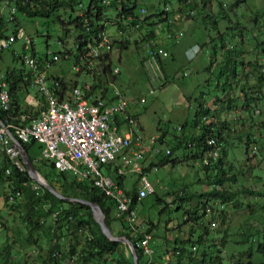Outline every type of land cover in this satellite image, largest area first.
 I'll list each match as a JSON object with an SVG mask.
<instances>
[{
    "label": "trees",
    "instance_id": "trees-1",
    "mask_svg": "<svg viewBox=\"0 0 264 264\" xmlns=\"http://www.w3.org/2000/svg\"><path fill=\"white\" fill-rule=\"evenodd\" d=\"M4 1L5 0H0V6ZM104 1L105 0H9L7 5L11 6L12 3H14L11 7V18L9 21L15 22L16 27L12 34L9 35L7 33L8 28L6 21L3 17H0V39L9 38L12 35L15 36L19 28L22 27L16 16L17 12L25 14L28 17L49 18L55 16L54 21L58 22L63 29L67 32L74 29L76 32L74 40L76 52L74 53L71 49L64 47V50L57 52V54L63 58H70V55H72L75 59V64L80 65V70H77V72L86 71L87 74L93 73V76L100 80L102 76L106 75V73L110 74L113 70L110 53H105L93 59L88 55L89 53L84 52L86 44L90 41L94 42L99 30L113 26L115 30H120L122 32V38L114 40L113 45L116 43L121 49H128L134 40L133 42L136 44L137 49H143L144 51L146 47L142 43H146V41L150 39H157V45L161 46L158 40V34L154 30L155 26L158 27L161 33L171 32V29L178 20L162 17L163 14L168 15L171 12L172 9L170 8H165L160 11L152 10L151 12V10L145 6L148 11L146 10L147 13L140 21L141 27L140 29H134L136 21H131L128 17L133 16L135 19L140 17L139 0H109L106 3ZM194 1L193 6L189 8L190 0H179L178 9L182 13L187 14L188 17L201 20L206 30L217 29L218 34L215 37H211L208 41L206 39L202 44L196 45L201 47V50L204 46H212L213 54L211 58V67L216 63L215 58L220 59L219 63L216 64L217 67H219L216 86L221 93L215 95L213 100L215 102L213 104L214 107L211 105L213 101L211 104L205 101L204 92L195 99L194 118L189 134H185V130L188 126V122H185V124L179 127L182 131L181 136H175V143L170 146L171 154L167 156L163 155L157 162L151 161L146 171L152 170V167L155 165L160 166L168 163L171 161L170 158L175 149L184 148L187 150L185 154L186 159L199 161V165H201V168L206 174V180H212L211 176L214 175L213 180L209 182V184L214 185L213 189L207 192H201L197 195V206L193 209L185 210V222L196 223L200 216L204 217L210 213L213 219L217 218L225 223L227 217L225 207L230 203H232L234 207H239L242 203L238 198L241 193L260 195V192L252 190L250 187H243L241 190L237 191L225 187V183L228 181L232 183L238 182L236 175L230 173V170L233 169L232 165L227 163L230 158L231 150H235L239 146H244L243 148L246 154L251 152L255 153L256 149L255 147L251 148V145L252 143H258L259 140L255 134L248 132L245 140L241 135L238 136V138H234V143L231 140L232 121L222 119L221 113L224 110H230L238 106V103H235L236 98H227L225 94L234 86L233 80L238 78L241 66L245 67L249 64L255 68L259 67L264 71V63L259 57L261 55L264 56V39L262 40V37H264V0L260 10H258L251 19H248L251 15V11H249V14L240 13L237 8L239 4L242 2L246 4L248 0H233L231 2L229 0ZM212 2H216L218 8L216 14L208 12V10L211 9ZM13 8H15L14 12L12 11ZM167 9L169 10L167 11ZM60 10L64 13H61ZM203 12H206V15H208L210 19H203L201 16L200 19H198L199 14H203ZM233 12L234 15H232ZM233 17L237 19L234 21ZM102 21H108L111 24H108L106 27ZM223 21L225 25H223ZM220 22H222L224 26L225 30L223 31H220L218 27ZM234 22H237L235 26H233ZM242 23H246V25ZM138 32H140V36L131 39L133 38L132 34ZM251 33H253V38L259 37V40L256 39V44L250 43L249 35ZM228 35H230V38L235 37L237 41L230 44L232 43L230 39L229 42H227ZM48 37H50L49 34L46 39L47 47L49 46ZM244 44L253 46V50L255 51L251 50L250 52H256L258 55L256 58L249 59L247 64L243 59V54L247 52L244 50ZM168 47L165 49L168 50ZM48 54L49 53L45 55L44 59L40 57L39 60L41 63L45 61ZM82 56L86 59V63L81 59ZM90 60L98 62L100 68L98 73L86 66L89 64ZM82 61L84 64L81 63ZM161 62L165 75L167 74V79L168 71L163 58ZM41 68H43V63L41 64ZM56 74H51L48 77L50 80L59 81L62 87L61 94L77 85L78 81L76 79L66 80L64 76H62L63 74ZM78 74L79 73H77V75ZM1 77L5 78L9 84L12 96V107L10 112L13 115H17L20 112L26 111L29 107L26 98L32 94L33 89L31 86L33 78L31 70L27 68L17 69L9 67L4 73H0V78ZM262 77H264L263 72H261L258 80H262ZM263 83L264 82L260 83V85H263ZM98 86H101V83L94 85L93 89L98 88ZM242 91H244L246 95L243 106L249 108V110H251L250 107L253 106V111L254 107L258 104L260 96L251 97L244 87ZM34 94L38 99H43L38 92ZM188 100L191 102V98H188ZM219 102L222 103L221 107H218L217 103ZM216 108L220 109L217 110ZM256 111L260 113V110ZM6 115V111L0 108V119L4 120ZM161 132V136L159 135L157 142L158 144H165L168 133L167 131ZM210 140L214 142L210 143ZM35 143V141L23 143L34 165L37 160L30 155V148ZM214 151L218 153L216 158L213 157ZM39 161L46 167L48 166L49 170L51 169L50 172L56 175L55 178H51V180L49 173L47 175L48 177L46 175L45 177L50 180L49 183L63 196L83 198L100 205L104 211L106 223L113 234L116 236H126L134 243L139 264H225V259H223L225 257L230 260L232 264H264V259L261 257L260 261L254 259V255L257 254L256 252L264 253V217L263 220L261 219L262 217L258 220L254 217V213H251L254 221L249 224L248 227L242 228V241L236 240L232 246L230 243H232L233 240L231 239V241H229L230 234L228 235L226 231L219 239H215L217 237L208 239L210 226L204 224L202 232L196 238V241H192V237L186 240L176 237L172 241L173 243H169V239L166 237L164 241L165 247L161 246V248H158L160 245L151 244L154 252L152 256H149L145 253L143 247L138 245V242L147 234L152 236V231L157 226L155 223L149 221L148 225L144 228L145 230H142L137 223L134 227L127 225L125 215H117L114 200L106 196L100 188L94 185L92 177L79 180L75 175L73 178H69L68 172L56 171L47 160L41 158ZM172 161L173 164L177 163L176 160ZM227 165H229V167H227ZM7 169H10L9 174L6 172ZM208 171L211 172V175ZM114 177L120 185L124 186V177ZM0 181L9 185L10 196H16V193L20 192V196H16L13 203L8 204L11 207H9V209L22 207L24 210L22 222L26 224L28 228V233L24 237L26 242L29 244H37L42 248L39 243L42 235L49 238L50 245L44 253L45 258L43 264H64L73 257H75V260L72 264H134L133 254L129 245L122 241L111 240L106 236L95 219L91 207L81 202L69 201L56 196L49 189L33 179L29 175L28 170L20 171L13 166L6 154L4 161L0 165ZM127 192L132 197L131 208L135 209L137 204L141 201V199L137 198V185H134L132 190H127ZM188 194L186 186L180 187L173 195L169 192L170 203L159 196H157V202L159 204L164 203L162 211L167 210L170 205L171 208H176L178 210L184 206L187 199L192 197L187 196ZM212 201L215 202L212 203ZM213 204H215L216 207ZM208 207L211 209V212L208 211ZM261 207L264 209L263 206ZM200 209L203 211L201 215L199 214ZM56 212H58L57 216L54 217V213ZM213 219H211L209 223H211ZM116 221L121 225L117 232L113 228V223ZM34 233H36L37 236H34ZM238 243L241 244L237 245ZM235 244L237 245L236 249ZM243 244L248 246L241 250L239 246ZM3 251H6L4 259L7 260L11 255L10 245H5V247L0 250V255ZM170 252H172L173 255H171ZM172 257L174 260L171 262L169 259H172Z\"/></svg>",
    "mask_w": 264,
    "mask_h": 264
},
{
    "label": "rangeland",
    "instance_id": "rangeland-1",
    "mask_svg": "<svg viewBox=\"0 0 264 264\" xmlns=\"http://www.w3.org/2000/svg\"><path fill=\"white\" fill-rule=\"evenodd\" d=\"M8 1L9 0H5L0 6V17L5 19L8 28L7 33L10 35L15 30L16 25L15 22L9 21L11 18V7L14 3L9 6L7 5ZM229 1L231 2L233 0ZM194 2V0H190L189 8L193 6ZM262 4L263 0H248L246 4L242 2L237 8L240 13L249 14V11H251V15L248 18L251 19L255 13L260 10ZM145 6L148 7L151 12L152 10L160 11L165 8H170L172 9L171 12L168 15L163 14L162 17L178 19L171 29V32L161 33L158 27H154L161 46L165 49L170 45L168 50L165 49L168 55L163 57L168 71L167 82L162 87L159 85L155 86V93H149L152 85L143 65V59L146 56L145 50L137 49L136 44L133 42L134 40L128 49H121L116 43L112 46L110 52L112 67L115 69V67L118 66L120 72L116 73L115 70H112L110 74L106 73L100 80L93 76V73L87 74L86 71L77 72L74 70L76 65L80 70V65L75 64V59L72 55H70V58H63L60 56V59L52 63L46 72L47 75L56 73L63 74L62 76H64L66 80L76 79L78 81L77 85L80 86H84L87 83L93 85L101 83L102 86H106L109 89L110 93H112L114 86L120 88L129 101V111L135 114L138 119V124H134L133 128L140 136L142 140L141 144L150 143L153 137L159 136L162 133L161 131H167L168 134L166 136L167 141L165 147H170L175 143L174 137L181 136L182 131L179 127L182 124L188 122L185 134H189L191 131L196 105L195 99L204 92V99L210 104L214 100L215 95L221 93L216 86L219 72V67H217L216 64L219 63L220 59L215 58L216 63L211 67V58L213 54L212 46H204L202 50L201 47H199L201 52L194 59H189L188 55V51L193 48L194 45L202 44L206 39L208 41L211 37H215L218 32L217 29L206 30L201 20H195L179 11V0H139V8L146 9ZM168 10L169 9H167V11ZM61 11L62 10H60V12ZM217 11L216 2H212L211 9L208 10V12L216 14ZM232 15H234V12ZM16 16L27 36L31 38L33 44L29 45L27 48L25 46L27 42L26 39H17L10 48L1 51L0 73H4L9 67L17 69L26 68L20 55L24 56L27 54L39 59L40 57L44 59L47 53L51 56L52 53L63 51L64 47L71 49L74 53L76 52V45L74 43L76 36L75 30L71 29L70 32H67L58 22L54 21L55 16L49 18L28 17L20 12H17ZM200 16L203 19H210L209 16L206 15V12L199 14L198 19H200ZM233 19L235 21L237 18L233 17ZM236 23L237 22H234L233 26H235ZM242 24L246 25V23ZM223 25H225V22ZM223 25L222 22L218 25L220 31L225 30ZM108 30L112 43L114 40L122 38V34L119 36L114 35L115 28L113 26H109ZM140 32L132 34L133 38L131 39L140 36ZM48 34L50 37H48L49 46L47 47L46 39ZM227 37V42H229V39L232 42L230 44L237 41L235 37L230 38V35ZM249 37L250 43L253 44H256V39L259 40V37L253 38V33H251ZM263 39L264 37H262V40ZM244 50L247 51L243 54V59L246 64L249 59L258 56L256 52H250L253 50V46L251 45L244 44ZM259 57L264 63V56L261 55ZM81 63L84 64L83 62ZM94 65L98 68H93L92 70L98 73L100 70L98 62H94ZM261 72L264 73L259 67L255 68L249 64L245 67L241 66L238 78L233 80L234 86L225 94L227 98H236L237 100L235 99V103L237 102L238 106L230 110H224L221 113L222 119L232 121L231 140L234 143V138H238V136L241 135L245 140L248 132L255 134L259 140L258 143H252L251 145V148L255 147V153L251 152L246 154L243 148L244 146H239L235 150H231L230 161L228 160L227 163L232 165L233 169L230 170V173L236 175L238 182L232 183L228 181L225 183V187L233 191L241 190L243 187H250L252 190L260 192V195L241 193L238 197L242 201L239 207H234L232 203L225 207L227 213L225 223L220 219H213L210 213L204 217L200 216L196 223H186L185 210L193 209L197 206V195L201 192H207L213 189L214 185L209 184V182L213 180L214 175L211 176L212 180H206V174L201 168V165H199V161L186 159L185 154L187 150L184 148L175 149L170 158L171 161L158 166L157 170L152 169L148 171V178L154 185L156 193L141 199L135 207L136 223L142 230H145L144 228L148 225L149 221L157 225L152 231V235L154 236L152 244L160 245L158 248H161V246L165 247L164 240L169 235H176V237L183 240L192 237V241H196V238L202 232L204 224L210 226L208 239H213L214 237H217L215 239H219L226 231L228 235L230 234L229 241H231V239L233 240L232 243H230L232 246L234 241H242V228L248 227L249 224L254 221V218H252L253 213L256 219L259 220L260 217H262L261 219L263 220L264 209H262L261 206L264 207V83L263 85H260V83L264 82V77H262V80H258ZM77 73L79 74L77 75ZM243 87L248 91L251 97L260 96L258 104L254 107L253 111V106L250 107L251 110L243 106L246 100L245 92L242 91ZM36 92V88L32 89V94ZM144 96L147 97V101L142 103L140 99ZM188 98H191V102H189ZM214 103L213 101L211 104L212 107H214ZM217 104L218 107L222 105L220 102ZM216 109L219 110L220 108ZM256 110H260V113ZM126 130V127H122L121 129L122 132ZM40 147L41 144L35 143L30 148V155L37 160L35 161L36 166H34L40 173L39 176L41 179H45V181L49 183L51 178H55L56 175L50 172L51 169L49 170L48 166L46 167L39 161V159H41ZM136 147H138V145L134 143L133 148ZM163 155L164 154H152L150 158L157 162ZM4 159L5 154L0 152V165ZM172 160H176L177 163L173 164ZM229 165H227V167H229ZM48 173L50 180L45 177ZM208 173L211 175L210 171H208ZM68 176L69 178H73L75 174L73 172H68ZM137 182V173L129 172L124 177V187L128 191L132 190L134 185H137ZM185 186L189 193L187 196H192L187 199V203L185 202L184 206L178 210L176 208H171L170 205L167 210L162 211L164 203L159 204L157 202V196L170 203L169 192L173 195L176 190ZM10 194L9 185L0 181V250L3 249L5 245H10L11 247V255L7 260L4 259L6 251H3L0 255V264H43L45 258L44 253L49 248L50 240L47 236L42 235L39 240L42 248L37 244H29L26 242L24 237L28 233V228L26 224L22 222L24 210L22 207L9 209L10 206L8 203H13V201L9 200ZM213 202L215 201H212V203ZM213 205L216 207L215 204ZM202 212V209H200L199 214L201 215ZM211 219L214 220H212V222H216V226H213L212 222L209 223ZM127 225H130V223L127 222ZM120 227L121 225L118 221L113 223V228L116 232ZM34 236H37V234L34 233ZM173 240L174 239H170L168 241L169 243H173ZM239 244L241 243L237 245ZM237 245L235 244V249ZM247 246L248 245L243 244L240 245L239 248L242 250L247 248ZM256 253L254 259L259 261L260 257L264 259V253ZM170 254L173 255L172 252H170ZM223 259H225V264H232L226 257ZM169 260L172 262L174 258L172 257V259Z\"/></svg>",
    "mask_w": 264,
    "mask_h": 264
},
{
    "label": "built area",
    "instance_id": "built-area-1",
    "mask_svg": "<svg viewBox=\"0 0 264 264\" xmlns=\"http://www.w3.org/2000/svg\"><path fill=\"white\" fill-rule=\"evenodd\" d=\"M12 11L14 12L15 8ZM146 13V9L141 8L138 19L133 16L128 17L129 20L136 21L134 29H140V21ZM102 23L106 27L111 24L108 21H102ZM108 29L99 30L94 42L90 41L86 44L84 52L89 53L88 55L93 59L111 52L113 43ZM121 33L120 30H114L115 36ZM17 39H26L27 48L32 45L31 38L21 27L15 36L0 39V51L9 48ZM157 42L156 39H150L142 43L146 47L143 65L152 85L150 94L155 93V86L162 87L167 81L161 59L168 53L158 46ZM198 51L200 50L197 45L195 55ZM21 59L25 67L32 72L31 86L33 89L36 88L43 99L40 100L35 94H30L26 98L28 109L13 115L10 112L12 96L9 84L5 78H0V108L7 113L4 120L0 119V151L8 156L13 166L20 171H25L27 167L17 141L22 144L32 141L41 144V158L51 163L58 172H73L79 180L92 177L94 185L114 200L117 215H125L127 222L134 227L137 218L135 209L131 208L132 197L114 176L125 177L129 172L137 173L138 199L155 193V187L146 171V160L152 154L166 156L171 154L170 147L158 144L159 136L153 137L150 143L141 144L142 140L133 128L134 124H138V119L129 111V101L120 88L114 86L110 93L109 89L102 84L93 89L94 85L87 83L84 87L76 85L61 94L62 87L59 81L50 80L46 72L52 62L60 59L59 54L52 53L51 56L48 54L42 62L43 68L39 58L25 54L21 56ZM81 59L86 63L83 56ZM94 62L90 60L86 66L96 69ZM78 68L76 65L74 70L77 71ZM113 70L116 73L120 72L118 66ZM146 101V96L141 97L140 102ZM122 127H126L127 130L122 132ZM134 143L138 145V148H133ZM217 156L218 153L214 151L213 157ZM152 169L157 170L158 166L155 165ZM6 172L9 174L10 169ZM16 196H20V192H17ZM16 196L11 195L10 201H14ZM208 211L211 212L209 207ZM57 213H54V217ZM212 225L216 226V222H212ZM151 240L152 236L147 234L138 242L149 256H152L154 252ZM74 260L75 257L64 264H72Z\"/></svg>",
    "mask_w": 264,
    "mask_h": 264
},
{
    "label": "water",
    "instance_id": "water-1",
    "mask_svg": "<svg viewBox=\"0 0 264 264\" xmlns=\"http://www.w3.org/2000/svg\"><path fill=\"white\" fill-rule=\"evenodd\" d=\"M17 142H18V144H19V146H20V148L22 150L23 160H24V163H25V165L27 167V170L29 172V175L33 179H35L38 183H40L41 185H43L44 187H46L47 189H49L56 196H58L60 198H63V199H67L69 201L81 202V203H84V204L88 205L89 207H91V209L93 211V214L95 216V219L99 223V225H100L103 233L106 236H108L111 240L122 241V242L127 243L129 245L130 249H131L132 254H133L134 264H139V262H138V255H137V251H136V248H135L134 243L128 237H126V236H116V235L113 234V232L111 231L110 227L106 223L104 211L100 207V205H98L97 203H95L93 201H90V200H87V199H83V198L65 197L60 192H58L52 185H50L46 181H43V180L37 178L36 175L39 172L36 169V167L34 166V162L31 160V158H30L28 152L26 151V149L24 148L23 144L21 142H19V141H17Z\"/></svg>",
    "mask_w": 264,
    "mask_h": 264
},
{
    "label": "crops",
    "instance_id": "crops-1",
    "mask_svg": "<svg viewBox=\"0 0 264 264\" xmlns=\"http://www.w3.org/2000/svg\"><path fill=\"white\" fill-rule=\"evenodd\" d=\"M195 51H196V50H195L194 48H191V49L188 51V55H189V53H191L192 56L195 55ZM200 52H201V50L198 51L197 55H198ZM197 55H195L194 58H196ZM210 104H211V103H210ZM137 148H138V147H137ZM151 161H154V160H152L150 157H148L147 160H146V165L149 166V164L151 163ZM112 175H113V173H112ZM153 238H154V236L152 235V240H153ZM167 238H168L169 240H170V239H175V238H176V235H175V236H172V235L170 236V235H169ZM152 240H151V244H152ZM164 241H165V240H164ZM152 245H154V244H152Z\"/></svg>",
    "mask_w": 264,
    "mask_h": 264
},
{
    "label": "clouds",
    "instance_id": "clouds-1",
    "mask_svg": "<svg viewBox=\"0 0 264 264\" xmlns=\"http://www.w3.org/2000/svg\"><path fill=\"white\" fill-rule=\"evenodd\" d=\"M196 47H197V45L194 46L193 48L196 50ZM191 58H192V55H191V53H189V59H191Z\"/></svg>",
    "mask_w": 264,
    "mask_h": 264
},
{
    "label": "bare ground",
    "instance_id": "bare-ground-1",
    "mask_svg": "<svg viewBox=\"0 0 264 264\" xmlns=\"http://www.w3.org/2000/svg\"><path fill=\"white\" fill-rule=\"evenodd\" d=\"M36 177L39 178V179H41V177L39 176V173L36 175ZM43 181H45V179H43Z\"/></svg>",
    "mask_w": 264,
    "mask_h": 264
}]
</instances>
